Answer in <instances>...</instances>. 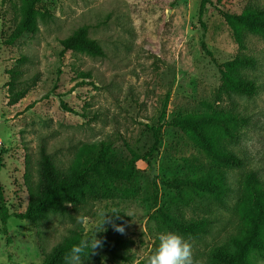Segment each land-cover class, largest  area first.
<instances>
[{
	"label": "rangeland",
	"instance_id": "rangeland-1",
	"mask_svg": "<svg viewBox=\"0 0 264 264\" xmlns=\"http://www.w3.org/2000/svg\"><path fill=\"white\" fill-rule=\"evenodd\" d=\"M200 3L42 0L32 30L7 44L20 0H0V184L11 215L26 207L25 167L37 178L41 150L59 169L86 142L110 141L116 168L126 166L129 149L146 153L152 144L147 126L157 124L167 93L166 121L210 112L245 117L244 124L233 125L235 139L219 140V148L239 157L241 165L214 162L189 134L165 126L149 164H136L130 186L117 185L110 197L88 199L72 217L50 216L37 227L11 216L4 235L0 223V264H41L44 254L75 229L81 228L84 240L89 239L100 208L118 210V215L106 216L124 231L106 221L95 234L102 246L83 264H137L154 251L165 231L190 242L193 264H210L212 250L239 233L244 178L250 174L264 183V39L243 29L240 47L222 13L264 15V0H209L201 23ZM82 26L102 47L103 57L62 50L60 40ZM241 56L254 60L252 67L239 71L257 87L251 97L223 88L217 67ZM14 69L20 73L17 89L26 94L8 105L7 83ZM211 173L224 186L217 195L189 187L177 192L159 181ZM161 214L178 224L204 221V229L195 236L180 233ZM251 258L264 264V252Z\"/></svg>",
	"mask_w": 264,
	"mask_h": 264
},
{
	"label": "trees",
	"instance_id": "trees-1",
	"mask_svg": "<svg viewBox=\"0 0 264 264\" xmlns=\"http://www.w3.org/2000/svg\"><path fill=\"white\" fill-rule=\"evenodd\" d=\"M6 1L10 0H2V2ZM207 3L209 0H201L198 10V22L200 23ZM41 4L42 0H20L19 16L6 40L7 44L14 43L23 34L32 30L33 21L38 13L37 7ZM222 17L231 28L240 47H244L241 34L243 29L256 32L264 39V15L262 13L243 12L240 15L222 13ZM59 43L64 52L81 53L91 57L104 56L102 47L88 36L86 26L76 29ZM202 49L206 51L204 45ZM253 65L254 60L249 56H241L217 65L222 87L242 96H254L257 92L255 83L241 77L239 72L240 69ZM9 75L8 105H15L25 96L26 92L23 89H17L20 73L14 69L9 71ZM168 98L167 93L157 124L147 126L152 138L149 150L144 154H139L129 149L130 158L124 168H116L113 165L114 154L110 141L80 144L72 160L64 169L57 168L50 156L41 150L37 162V178H33L27 165L25 167L23 177L28 199L22 213L12 215L8 213L3 203V189L0 184L2 234L6 235L7 220L11 216L20 221H28L37 227L46 222L50 216L72 217L74 213H79L80 209L87 206L88 199L110 197L117 185L130 186L135 179L136 164L139 161L149 164V156L160 145L161 130L165 126L189 134L192 141L214 162L224 166L241 165L239 157L219 148V140L221 138L235 139L237 132L233 129V125L244 124L245 117L210 112L175 116L166 121L165 108ZM68 111L71 110L68 109ZM159 181L177 192L183 187H189L217 195L224 189L215 173L185 181L176 179L168 181L161 178ZM244 189L246 196L242 204L243 225L238 234L229 238L227 245L217 246L212 250L210 264H254L251 255L264 252V183L247 174L244 178ZM161 216L166 219L171 229L180 233L195 236L204 229V221L178 224L165 214ZM81 240H84L83 230L81 228L73 230L69 236L64 237L60 243L44 254L41 264H66L70 249L79 244ZM137 264H145V260Z\"/></svg>",
	"mask_w": 264,
	"mask_h": 264
},
{
	"label": "clouds",
	"instance_id": "clouds-1",
	"mask_svg": "<svg viewBox=\"0 0 264 264\" xmlns=\"http://www.w3.org/2000/svg\"><path fill=\"white\" fill-rule=\"evenodd\" d=\"M106 213L118 215L120 212L113 208L111 211L100 208L97 210L98 223L91 237L81 240L74 245L68 254V264H83L88 254L102 246V241L96 238V233L103 231L102 225L107 221L118 232H123L121 225L115 224ZM158 245L154 251L145 258V264H193L192 246L182 235L165 231L158 235Z\"/></svg>",
	"mask_w": 264,
	"mask_h": 264
}]
</instances>
